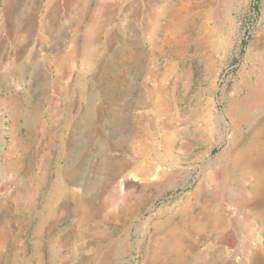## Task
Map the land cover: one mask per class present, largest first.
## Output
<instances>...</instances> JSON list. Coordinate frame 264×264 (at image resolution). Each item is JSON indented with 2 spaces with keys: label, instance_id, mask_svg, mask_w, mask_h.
<instances>
[{
  "label": "rangeland",
  "instance_id": "374dc122",
  "mask_svg": "<svg viewBox=\"0 0 264 264\" xmlns=\"http://www.w3.org/2000/svg\"><path fill=\"white\" fill-rule=\"evenodd\" d=\"M262 61L264 0H0V264H264Z\"/></svg>",
  "mask_w": 264,
  "mask_h": 264
},
{
  "label": "bare ground",
  "instance_id": "6f19581e",
  "mask_svg": "<svg viewBox=\"0 0 264 264\" xmlns=\"http://www.w3.org/2000/svg\"><path fill=\"white\" fill-rule=\"evenodd\" d=\"M259 64H260L259 70L264 72V61H262ZM255 67L257 68V66ZM228 115L231 116L232 118L231 120H233V122L231 121L232 127L237 133L238 130L243 129L238 133L240 137L232 143V147L235 152L232 159L233 170L238 171L241 168L243 169L244 167H247L251 172H256L258 171V168H260V170L262 169L261 171L262 177H264V77L263 76L258 79L255 87L251 88L250 91L248 90L246 95L241 100L237 98L232 100L230 108L228 109ZM235 180L238 183L237 195L242 200V206L245 208H251V209L254 208L256 205L255 203H253L254 199H252L250 196L249 188L251 187L254 188L255 190V184H254L255 181L252 179V177H248V180H250L249 182L248 180L244 181L242 177H236ZM250 211L251 210H248V214L250 213ZM208 215L210 216L209 217L210 220L214 218H219V214L216 210H214L212 213L211 212L208 213ZM251 217H254L255 219V216H252V214ZM248 220H250V217ZM254 222L256 223L255 220Z\"/></svg>",
  "mask_w": 264,
  "mask_h": 264
}]
</instances>
